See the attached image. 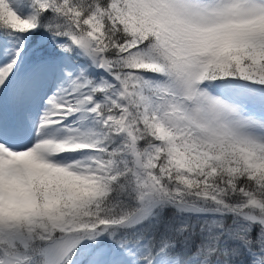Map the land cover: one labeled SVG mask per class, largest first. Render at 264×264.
<instances>
[{
    "label": "snow or ice",
    "instance_id": "6c2138e0",
    "mask_svg": "<svg viewBox=\"0 0 264 264\" xmlns=\"http://www.w3.org/2000/svg\"><path fill=\"white\" fill-rule=\"evenodd\" d=\"M0 264H264V0H0Z\"/></svg>",
    "mask_w": 264,
    "mask_h": 264
}]
</instances>
